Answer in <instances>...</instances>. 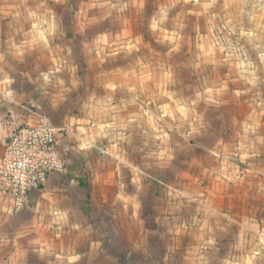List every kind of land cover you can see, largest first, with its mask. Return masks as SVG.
<instances>
[{"label": "crops", "instance_id": "obj_1", "mask_svg": "<svg viewBox=\"0 0 264 264\" xmlns=\"http://www.w3.org/2000/svg\"><path fill=\"white\" fill-rule=\"evenodd\" d=\"M43 118L0 264H264V0H0V158Z\"/></svg>", "mask_w": 264, "mask_h": 264}, {"label": "built area", "instance_id": "obj_2", "mask_svg": "<svg viewBox=\"0 0 264 264\" xmlns=\"http://www.w3.org/2000/svg\"><path fill=\"white\" fill-rule=\"evenodd\" d=\"M65 128H56L43 118L35 124L12 129L0 158V184L20 212L29 196L52 174H66L73 149Z\"/></svg>", "mask_w": 264, "mask_h": 264}]
</instances>
